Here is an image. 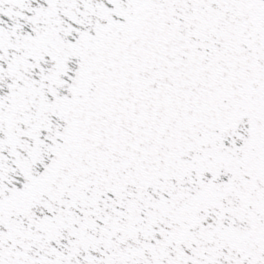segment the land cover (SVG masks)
<instances>
[{
	"label": "snow or ice",
	"instance_id": "6c2138e0",
	"mask_svg": "<svg viewBox=\"0 0 264 264\" xmlns=\"http://www.w3.org/2000/svg\"><path fill=\"white\" fill-rule=\"evenodd\" d=\"M0 264H264V0H0Z\"/></svg>",
	"mask_w": 264,
	"mask_h": 264
}]
</instances>
